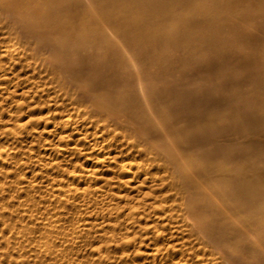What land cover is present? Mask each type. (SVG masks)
I'll return each mask as SVG.
<instances>
[{"label": "bare ground", "instance_id": "obj_1", "mask_svg": "<svg viewBox=\"0 0 264 264\" xmlns=\"http://www.w3.org/2000/svg\"><path fill=\"white\" fill-rule=\"evenodd\" d=\"M0 264H264V0H0Z\"/></svg>", "mask_w": 264, "mask_h": 264}]
</instances>
